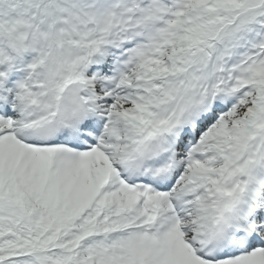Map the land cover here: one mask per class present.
Instances as JSON below:
<instances>
[{
	"label": "snow or ice",
	"instance_id": "6c2138e0",
	"mask_svg": "<svg viewBox=\"0 0 264 264\" xmlns=\"http://www.w3.org/2000/svg\"><path fill=\"white\" fill-rule=\"evenodd\" d=\"M0 264H264V0H0Z\"/></svg>",
	"mask_w": 264,
	"mask_h": 264
}]
</instances>
